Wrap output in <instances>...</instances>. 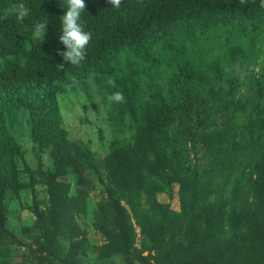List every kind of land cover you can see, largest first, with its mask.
Listing matches in <instances>:
<instances>
[{"label":"trees","instance_id":"trees-1","mask_svg":"<svg viewBox=\"0 0 264 264\" xmlns=\"http://www.w3.org/2000/svg\"><path fill=\"white\" fill-rule=\"evenodd\" d=\"M84 3L81 23L92 40L77 67L57 55L66 50L58 39L66 0H0V13L30 10L23 22L15 15L0 22V264L41 263L31 252L15 259L10 244L22 243L3 226L9 188L37 182L46 198L29 210L57 264H79L81 257L62 256L55 235H75L77 213L87 214L82 204L96 189L102 196L90 217L104 238L96 258L264 264V0ZM44 21L45 38L34 41V25ZM87 81L118 129L99 162L69 137L58 101L73 83L89 96ZM116 91L123 103L109 101ZM20 110L35 157L47 153L51 170L39 162L32 170L9 130ZM173 183L178 211L157 199Z\"/></svg>","mask_w":264,"mask_h":264},{"label":"rangeland","instance_id":"rangeland-1","mask_svg":"<svg viewBox=\"0 0 264 264\" xmlns=\"http://www.w3.org/2000/svg\"><path fill=\"white\" fill-rule=\"evenodd\" d=\"M72 85L73 89L58 95L62 125L67 130L69 137L87 146L93 153L95 160L99 162L108 152L109 144L114 135L118 133V129L111 125L108 119V106L100 100L94 85L90 81L86 82L89 96L85 94L80 83H73ZM9 130L24 149L25 160L32 170L37 168L38 162L42 165L43 170L53 168L52 160L47 153L43 152L39 161L35 157L34 143L30 136V123L25 111H19L17 124L9 125ZM124 133L128 132L125 131ZM18 167L21 170L20 180L28 182L29 179L23 170L21 161H19ZM73 179L74 177L70 176L71 182ZM44 188L45 186L41 182L35 183L33 188L18 185L10 187L5 198L3 226L9 233L13 234V239L16 238L22 243L10 244L15 259L26 257L31 252L34 256L39 257L41 261L39 264H57L60 256L50 259L48 255H45L46 251L42 245L44 238L42 235H38L37 229L34 228L36 216L29 210L34 202L38 204L44 202L46 198ZM178 189V184L173 183L171 193L160 192L157 194V199L169 203L173 210L178 211L180 209ZM101 196L102 193L98 189L90 191L87 200L82 204L83 206H90L87 207V214L84 216L82 213H77L78 230L74 232L75 235L71 236L70 233V237H60V241H58L57 235L55 238L57 243L61 244L62 256L68 252L70 257H81L79 264L81 262L82 264H125L121 255L111 258H96V255L99 254L98 248L104 244V238L92 227L90 209L100 200ZM136 232L139 235L137 227ZM139 244V240L136 241V245L139 246ZM77 246H81V248ZM151 264L156 263L151 262Z\"/></svg>","mask_w":264,"mask_h":264},{"label":"clouds","instance_id":"clouds-1","mask_svg":"<svg viewBox=\"0 0 264 264\" xmlns=\"http://www.w3.org/2000/svg\"><path fill=\"white\" fill-rule=\"evenodd\" d=\"M123 0H107V3L115 9L121 7ZM241 5L247 3V0H239ZM264 7V3L261 5ZM67 10L60 17L61 35L58 37L59 42L65 47V51L57 49V55L62 57L63 62L72 66H80L82 61L86 59V49L92 40V33L85 31L83 24L81 23V14L85 11L86 5L84 0H66ZM29 9L23 4L19 5L15 9L6 10L0 13V22L6 20L9 15H15L17 20L23 22L29 15ZM47 24L46 21L36 23L34 25L31 38L34 41L42 42L45 38ZM65 63H59L56 65L58 70H63ZM108 83L115 86V81L109 78ZM109 101L115 103H123L124 95L120 91L112 93L108 97Z\"/></svg>","mask_w":264,"mask_h":264}]
</instances>
